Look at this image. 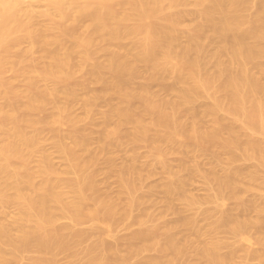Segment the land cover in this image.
I'll return each instance as SVG.
<instances>
[{"label": "bare ground", "instance_id": "1", "mask_svg": "<svg viewBox=\"0 0 264 264\" xmlns=\"http://www.w3.org/2000/svg\"><path fill=\"white\" fill-rule=\"evenodd\" d=\"M251 1H253V0H251ZM44 2H46L48 5V8H49L48 12L46 11L44 13H35L33 11L34 12L33 13V12H31V10H27V9H29V8H27L26 10L24 9L25 12L23 11L25 13V15H24V14H22L23 13L22 10L24 7L22 1H19V0H0V54L3 52L2 48L5 45H9L10 49L14 52V55L12 57H10L9 59L6 58L3 60L0 58V69L5 64L6 67H8V68L10 67L11 70L13 69V71H14L17 67H19L15 64L22 63V61H24L25 65H26L28 63V62L26 63V61L31 60V58H32L31 52L34 51L35 47H38V48H41L42 52L39 51L41 54L38 53L39 55L38 54L37 55L40 58V60H42V62L46 63V65L44 64L45 66H44L42 72H39L38 67H37L38 70H35L36 65L34 64L35 65L34 70H33V65H32V67H30V68L28 67L27 69H25V68L20 69L19 68L18 74L20 73L21 70H22L21 71L22 73L24 72L23 70H25V72L23 74L21 73L22 77L24 75L25 80L27 78V80L30 81L31 85H34L35 87H36L37 83L40 84V83L45 82V81L47 84H49V81L50 82L53 81L59 87L64 82L71 80L72 77H71L70 67L73 64L74 57H76V56L79 57V59H81L82 62L87 61L88 57H89V55H88L89 49L93 46H96L98 43H104V44L106 43V44L110 45V47L115 49V51H112V53H109L111 56H110V59L108 61L107 68H108V70H110L114 73H117V74H121V75H133L134 74L135 75V73H137V71L141 67L146 66L149 68V70L151 71V74L153 76L158 77V75L163 74V72H165L169 68H172V66L174 65V66H176L175 70H176L177 75H178L179 84L181 85V88H179V91H178L179 92L178 100L175 103H170V101L169 102H161L158 106H156V104L152 101V98H151V95L149 92V90H150L149 86H143L142 85V87L140 88V93L142 96L143 95L145 96V99L147 102L146 109L143 111V113L148 114L149 112H152L153 110L158 108L159 114H158L156 123L153 126L147 125L143 118L134 119L131 116L129 110L119 109L115 112V114L120 120V127H122L123 125H126V124H133L134 129H135V133L131 136H135V138H138L140 136L146 137L147 134L153 130V128L154 129L162 128V130L164 128L165 134L162 135L161 137L153 136L151 138L149 136L150 137L149 145H150L151 149L154 151V153L160 154L162 152V145L163 144L174 142L177 137H180L179 139H181L182 132H180L181 135H179L180 133L178 132V128L180 127L179 129H181L182 127H181L180 120L176 116L177 111L179 109H182V108L185 109V107H188L190 105L193 106V104L197 101V99H199V97L206 96L208 99H210L212 101V104L208 105L204 109L202 114L203 115H210V116L214 115V116H216V120H215L214 124L212 123L213 126L210 127V129H208L206 131H202L195 124H193V125L190 124L191 125L190 126L189 125L190 121H188L190 119L187 118L185 122L186 123L189 122V123H188V128H185L186 129L185 134L188 135L192 140H195L196 142L201 143L203 145L202 146L203 149H205L206 152L207 151L213 152L217 157H219L222 154L221 151H227L230 154L229 155L230 159L232 161H234L236 159V156H235L236 151L237 150L244 151L245 152L244 155L246 156V158L248 160H256L257 163H259V165H260V168H261L260 172H262V169L264 171V97H260L261 93L264 92V88H263L260 80L258 79V77L256 78L254 75H252L253 73L251 74L247 70V68H248L247 66L251 65V63H253L255 65L254 61L264 59V3H263L264 1L262 2L263 5L261 3V8H260L259 12L255 13L256 16L248 17L245 15V13H246L245 10L247 7H249L248 6V3H250L249 1L244 2L243 0H195V6L196 7L198 6L201 9V13L199 14L200 16L198 15V18L201 17V19L199 21L202 20V22L201 23L199 22L200 23L199 25L197 23V26L195 28L192 27V29L194 28L193 30L188 29L190 27H188L186 29L182 28V23H183L184 19L187 16H192L191 13L188 15H170V14H168V12L171 9H177L183 5L185 6L187 3V0H44ZM260 2H261V0H260ZM255 3H256V1H255ZM250 6H252V5H250ZM42 18H44L43 21L46 19L48 20V21H45L47 25H45V26L40 25L41 22L39 21V19H42ZM85 20L86 21L88 20V24L86 26L83 25L84 27L83 26L81 27L80 25L83 24ZM47 22H49V23H47ZM44 24L42 23V25H44ZM182 33H183V35L187 33L186 36L189 39V40H187V41H189V43H186L188 45L185 44V47H182L183 44H181V47L177 44L178 39H179L178 34L182 35ZM183 37L185 39V36H183ZM128 39L132 40L131 46L126 44V40H128ZM182 39H181V41L183 42ZM206 39H208V40L213 39V42L215 40H216L215 42H217V40H219V43H218L219 47H218V49H216L217 52L215 53L216 50H214V52H213L214 53L213 56L217 60L216 61L217 65H215V63H214V65L217 66L218 72L215 75L213 73L212 76L208 75L209 77L204 74V72H205L204 68L209 66L207 64L208 66L205 67V59H204V51H203V46H204L203 44L207 43L205 41ZM66 40H68V41L71 40V42H72V44H70L71 46H66V45H68V42L66 44ZM203 42H205V43H203ZM23 43H29L30 44V45H28L29 51L28 50H26V51H28L31 56H28L29 53H25L26 52L25 50H24V53L18 52L19 49H21L20 48L21 44H23ZM183 43H185V42H183ZM211 44H212V42H211ZM53 45H54V47L56 45H58L57 47H59V49L56 47V49H58V50L52 51ZM98 45L101 46V44H98ZM207 47H210L209 44L207 45ZM207 47H206V49H207ZM50 48H51V50H50ZM97 48L99 49L98 46H97ZM95 49H96V47H95ZM101 50H105V49H101ZM204 50H205V48H204ZM96 51H97V49H96ZM96 51H95V53L98 54V52H96ZM105 51L107 52V49ZM22 52H23V49H22ZM36 52H38V49L36 50ZM36 52L34 51L35 55H36ZM100 52L101 51H99V53ZM206 52H208V50H206ZM209 52H211V51H209ZM91 53H92V51H91ZM93 53H94V51H93ZM102 53H104V52H102ZM107 54H108V52H107ZM92 55H94V54H92ZM100 55H101V53H100ZM206 55H207V53H206ZM225 56H228L230 58V61H228V63L230 62L232 64V67L234 66L236 69V72H237L235 75H233V76L231 75L230 77H228V79L225 76H223L226 73V69H227L226 68L227 66L225 67L226 63L223 62V58ZM29 57H31V58L29 59ZM210 57H211V54H210ZM25 59H26V61H25ZM34 59H35V56H34ZM34 59L32 58V60H34ZM208 59H210V58H208ZM105 61H107V60H105ZM31 62L29 61V64ZM35 62H36V59H35ZM213 62H214V60H213ZM88 63H87V65H88ZM228 63H227V65H228ZM258 63L256 66V67H259V69H260V73H259V71H258V73H259V75L261 74L262 76H264V66L262 65L263 67H260V66H258ZM91 64H93V63L91 62ZM106 64H107V62H106ZM175 64H177V65H175ZM14 65L17 67L12 68V66H14ZM42 65H43V63H42ZM87 65H85V66H87ZM211 65H212V63H211ZM254 65H253V68H254ZM28 66H31V64ZM77 66H78V64H77ZM89 66H90V63H89ZM72 68H74V67H72ZM81 68H83V67H81ZM72 71H74V70H72ZM230 72H231V70H230ZM16 73L17 72H15V74ZM18 74H16V76ZM72 74H74V73H72ZM88 75L89 76H87V77H90L89 73H88ZM221 77H225L227 80L222 85H217L219 87L215 86L216 88L214 87L215 89L210 92V87H212V85L217 83V81ZM25 80H23V81H25ZM91 81H93V80H91ZM2 82L4 83V81H2ZM2 82L0 80V201L4 204L16 203L20 207V213L14 218V220H12L13 222L10 223L11 224L10 226L5 225L4 223L0 222V264H9V262L14 260V258L17 256L18 252H20L22 249H24L26 247L27 242L30 240L35 242L38 250L43 255L42 258L37 260L38 264H56V262L51 258V256L57 250L62 251V252H66V253L70 251L69 254L71 253V251L74 252L73 250H75L78 247V245L82 241V238L79 236L70 237V232H71L70 227H64V228L60 229L58 232L53 233V234L49 233L47 231V229L49 227L55 226V224L61 218V215L59 214V208L60 207H66L69 210L70 214L72 215L74 220L77 222L76 224H78L81 221L82 205H83V201L85 200V193H86L85 189L87 187L93 186L92 177L89 178V176H88V178H85V179L82 178L76 182L64 181L63 179H61L59 174L55 173L50 168L48 160H45V162H44L45 164L42 166L37 165L38 164L37 163L36 164L37 167L38 166H40V167H38L36 169H34V167H33V169L30 168L29 160L31 161V159H30L31 156H34L33 152H35L34 149L36 148L38 139L39 138L41 139V137H42L41 136L38 138V135L40 134L39 132L43 133V131L38 130V127L41 124L39 122L40 120L38 121L34 117V114L40 110H43L44 108H47L45 106H46V102L48 100H49V102L54 100V99L56 100L58 90L53 91L54 90V88H53L52 91L48 90L42 94L40 93L37 95H31L29 93L25 94L28 91H26V92L24 91L25 93L24 92L23 93L26 95L25 99H27V102L25 104H23V102H21L23 104L22 105L21 103H18L17 101L16 102L18 104L16 102H14L15 97H13L14 95L12 96L11 93L9 92L11 90L8 91L6 89L5 92L2 91L1 86H2V88L5 86H7V88H8L9 85L11 86V84L7 85V83L5 86H3L4 84ZM27 82L25 81L24 83H27ZM112 82H113V80H112ZM189 82L192 83L190 86H188ZM10 83H12V82H10ZM14 84L16 85V83H14ZM31 85H29V86L31 87ZM50 85L52 86L51 83H50ZM24 87H25V85H24ZM30 87H29V89H31ZM48 87H49V85H48ZM76 87H75V89H76ZM79 87H81V86H79ZM79 87H77V88H79ZM72 88H74V87H72ZM81 89H82V87H81ZM107 89L109 91H111V90H113L114 92L116 91L119 95L122 96V98L124 99L125 102L134 101L132 99L135 98L136 94H137L136 92L131 91L128 88H126V86L121 81H116V82L112 83L111 85L108 86ZM14 90H16L15 91V93H16L17 92L16 87L14 88ZM35 92L36 91H34L33 93L35 94ZM38 92H40V91H38ZM62 93H64L69 99L71 98V99L75 100V99L82 98L81 94L78 93L74 89H65L62 91ZM222 93L223 94L226 93V95H227L226 96L227 97L226 103L222 101L223 99L221 100L219 98V95ZM83 94H85V93H83ZM108 94H110V93H108ZM118 94H115V95H118ZM16 95H17V93H16ZM92 95H93V93H92ZM9 96L10 97L12 96V98L14 100L12 98H9ZM66 96H64V97H66ZM94 96H92L90 98H87V97L84 98L83 97L85 108L87 109V110H85V108H84L85 111H88L92 108V106L96 100V98H95L96 96L95 97ZM8 98L11 100H9ZM4 99H6L7 101ZM16 99L18 100V98H16ZM20 99H19V101H21ZM22 99L24 100V98H22ZM2 100L4 101V103H2ZM174 100H176V99H174ZM52 102H54V101H52ZM57 103H58V101H57ZM59 103H58V106H59ZM70 103L72 104V102H70ZM52 104H54V103H52ZM63 104H64V102H63ZM121 104H123V103H121ZM120 106H122V105H120ZM64 108H65V106H64ZM64 108L58 107L56 112L54 109L55 113L54 114L52 113V115L48 119H46L47 122L50 124V126L54 125V127H55V125L56 126L60 125L59 123L62 122V118H63L64 114H66V112H67L66 108L65 109ZM107 108H108V106H107ZM51 110H52V107H51ZM70 110L74 111V109H70ZM90 112H87V113H90ZM221 112H223L227 116L233 117L234 121H236L238 124L239 123L241 124V128L238 129L235 127L236 125L234 126V125L228 124L226 121V118L219 115V113H221ZM99 114H100V112H99ZM202 114L201 113H194L193 117L196 120H199V118L202 117L201 116ZM40 116H38L37 118H40ZM89 116H91V114H89ZM42 117H44V116H42ZM101 117L103 118V114ZM86 118H88V117H86ZM68 119H69V117H68ZM57 124H59V125H57ZM183 124H182V126L184 127ZM42 128H44V127H42ZM29 130L35 131V134L31 135L29 133ZM180 131H182V130H180ZM183 131H184V129H183ZM74 133H72L70 139H73L72 141H75L74 143L77 147H80L84 151H87V149H89L88 148V145H89L88 140L78 139L76 137V135H74ZM177 134H178V136H177ZM256 135H258L259 137H257ZM112 136H113L112 132L106 131V132H104L102 139H103V141H105L107 139L112 138ZM67 138L65 137V139H67ZM61 139L63 140V138H61ZM179 139L177 138V141H179ZM70 141L71 140H67V142H70ZM183 142H184V140H183ZM180 144L181 143H179V145ZM193 144L196 145V143H193ZM74 146H72V147H74ZM200 146L201 145H199L198 149L200 148ZM105 147L106 146L104 144V148ZM180 147H181V145H180ZM185 147L187 149L186 144H185ZM61 148H62V150H66L67 153L69 152L73 157L75 156L74 150H72L70 148L65 149V147H63V146ZM100 148H101V146H100ZM164 149H165V147L163 148V150ZM41 152H42V150H41ZM104 152H105V149H104ZM184 152H185V150H184ZM153 155H155V154H153ZM221 156H223V155H221ZM83 157H86V156L84 155ZM88 158L89 157H87V159ZM116 158H118V157H116ZM76 159L78 160V158H76ZM91 160H93V159H91ZM38 162H39V160H38ZM70 162H71V160H70ZM28 163H29V165H28ZM77 164L78 165H76V167L72 169V172L77 171L79 169H81V170L86 169L89 162H86V163L79 162ZM96 164H97V162H96ZM182 164H184V163L182 162L181 166H182ZM231 164H233V163L231 162ZM190 166H192V165L190 164ZM190 166H188L187 164L184 165L186 172L187 171L189 172L187 174H194L195 175L197 173V169L192 168ZM182 168H183V166H182ZM257 169H258V167H257ZM212 173L213 174L211 176H207V178H208L207 181H209L211 184L216 185L220 194L223 195L224 193L225 194L227 193L229 195V197L234 201L236 208L235 207H234L235 209L232 208L233 210H232V212L230 211L231 213H226L223 220H220V221L213 223L210 226V228L208 226L209 224L207 223L206 228L207 229L209 228L210 232L214 233V232H217L219 230V228L225 227L226 229L229 230V232L231 234L235 235L236 237H243L249 229H250L249 231H252V230H254L253 227L257 228V226H259L262 222H264V217L262 216L264 214V205H262L261 202H260L261 204H258L259 201H258V203H256V201L254 202L251 200H249V202H247L248 199L244 201L243 198H245L246 196H244L243 198L241 197L242 194H244V192L247 191L246 190L247 188L245 187L244 183L240 179V177L245 172L242 173V171L241 172L240 171H232V172L230 171L224 177L218 176L217 173L216 174L214 172H212ZM252 173L250 172L251 175H253ZM179 174H180V171H179ZM179 174H176V175L179 176ZM187 174H183V175L186 176ZM132 175L133 174H131V176ZM183 175H180V176L183 177ZM251 175H249V177ZM90 176H93V175H90ZM175 176H173V177H175ZM192 177H194V176L192 175L191 179H192ZM188 178H190V176ZM257 178L253 176L252 182L256 183V181L259 180V178L258 179ZM37 179H41V183L38 182L40 184L36 183ZM177 180H179V178ZM37 181H39V180H37ZM130 181H131V179H130ZM134 183H132L130 185H126L123 188V191L125 192V194H128L131 196L133 194V192H135L134 190H135L137 184L135 185ZM182 186H179V187L182 189L181 194H182V198L184 199L183 201L184 202L187 201L189 204V205L187 204V207H189V206L191 207V205H194L196 203V200L191 198L190 196H188L186 192H183V191H185L184 190L185 186H183V187ZM69 188L71 189V191L74 190L78 194L77 200L73 203H68L66 201L67 200L66 196L68 195L67 189H69ZM186 188H189V187H186ZM70 189L68 191H70ZM74 191H72V192H74ZM172 192H173V189L170 186L168 188V193H172ZM217 194L218 193H216V195ZM86 196H88V194ZM140 196H142V194ZM105 197H108V196H105ZM111 197L113 198V196H111ZM145 198H146V196H145ZM173 198H175V196ZM177 198H178V196H177ZM179 198H181V197H179ZM256 199H258V198H256ZM97 200H98V198H97ZM120 200H121V198H120ZM262 200H263V198H262ZM129 201H131V200H129ZM146 201H149V200H146ZM172 201H174V200H172ZM94 202H96V201H94ZM112 203H113V199H112ZM170 203L168 202L169 205H171ZM106 204H108V205H105V206L100 205V206L105 207L104 209L109 210L110 212L112 211L111 213L117 211V208L112 206L113 204L109 205L108 202ZM171 206H173V205H171ZM96 207H98V206H96ZM101 207H98V209L91 211L89 213V217L94 219V220H98L100 218L99 210ZM126 210H127V208H126ZM84 211L87 212L88 210H84ZM253 211L254 212L256 211L260 215V216L258 215V217H259L258 219L255 216L256 220L249 218V215H250L249 213H251V212L253 213ZM134 212H136V211H134ZM68 217L71 218L69 215H68ZM2 221H4V220H2ZM174 221H175V219H174ZM177 221L175 223L176 225H177ZM72 222H74V221H72ZM170 222H169V224H170ZM31 223L34 224V227H30ZM128 224H129V222H128ZM194 225H195V222L193 220H190L187 223H184L183 226H184V228H186V227L189 228L190 231L193 230L194 231L193 233H195L198 237H200L202 235V233H201L202 230L198 231L197 228L199 229V226H202V225H201V223H200V225L196 224L197 227H196V225L195 226ZM171 227L172 226H170V229H171ZM192 227H194L195 230L192 229ZM166 228H168V227H165V229ZM172 228H173L172 230L174 232L175 229L177 228V226H175V228L173 226ZM179 228H180V226H179ZM179 228H178V231H180ZM251 228H252V230H251ZM206 231H208V230H206ZM255 231H256V229H255ZM173 232L172 233L168 232L169 234L167 235V242H165L166 244L164 246H162V245L160 246L159 242H157L155 240V237H151L150 235H144V234L139 235L138 239L143 244L141 247V250L147 251V250L152 249V248H156V249L158 248V249H160L162 254L173 253L176 256L186 253V251L188 250L187 246H186L188 244L186 241V236L179 237L178 234L173 233ZM177 233H179V232H177ZM193 233H191V234H193ZM259 233H264V232L259 231ZM256 234L259 235L258 233H256ZM15 236L19 237V240L17 242L15 241V238H16ZM76 237H78V238L76 239ZM193 237H194V235H193ZM84 238L86 239V237H84ZM243 238L245 239V237H243ZM250 240H252V239H249V242L251 243ZM260 240H261V242H259V241L258 242L262 243L264 245V234L261 236ZM185 241H186V243H185ZM190 241H191V239H190ZM243 243H244V241H243ZM201 244H202V242H201ZM239 244L240 243L235 244V245H227L225 243H221L220 241H213L210 243L202 244V246L199 249V252L196 249L198 247L194 248V246H193L194 244L193 245L189 244V245L192 246L191 249L193 248V252H195V253L198 252L200 254L199 259L200 258H203L202 260L205 259L207 264H227L229 262L232 263V261H234L236 259V257H238L237 254L238 255L240 254L239 252H243L241 244L240 245ZM104 245H106V244H104ZM91 246H93V245H91ZM249 246H251V245H249ZM188 247H190V246H188ZM224 248H228L229 253H226V254L222 253L223 252L222 250ZM194 249H195V251H194ZM141 250H140V252H141ZM79 251H80V249H79ZM114 251H115V249H114ZM137 251H139V249H137ZM111 252H113V251L110 250L108 253H111ZM256 253H254V254L256 256H258L259 258H264V254L259 256V254L257 255ZM261 253L262 252H260V254ZM113 254H115V253L113 252ZM78 256H80V255H78ZM78 256H76V257H78ZM159 262H158V264L161 263V262L160 263ZM168 262H170V261H168ZM261 262L262 261H260V263ZM156 263L150 262L149 264H156ZM86 264H114V261L111 259H108L106 257V254L105 255L100 254V255H97L95 257H92L90 260H88V262ZM169 264H171V263H169ZM263 264H264V262H263Z\"/></svg>", "mask_w": 264, "mask_h": 264}, {"label": "rangeland", "instance_id": "2", "mask_svg": "<svg viewBox=\"0 0 264 264\" xmlns=\"http://www.w3.org/2000/svg\"><path fill=\"white\" fill-rule=\"evenodd\" d=\"M19 1H22L23 5H24L22 12L23 11L25 12V10L27 8H29L27 10H31V12L34 11L35 13H44L46 11L47 12L49 11L48 5L46 2H44V0H19ZM243 1L244 2H248V1L250 2L251 0H243ZM255 1H256V3H255ZM263 1L264 0H261V2H260V0H258V1L253 0L250 3H248L249 7L246 8L245 12L247 14L245 13V15L248 17L256 16L255 13L259 12V10L261 8V3ZM263 3H262V5H263ZM250 5H252V6H250ZM24 12L22 14L25 15ZM190 13L192 16H187L182 23V28H184V29H186L188 27H190L188 29H192V27L195 28L197 26V23L199 25L202 22V20L199 21L201 19V17L198 18V15L201 13V9L198 6L197 7L195 6V0H187V3L185 6L183 5L177 9H171L168 12V14H170V15H188ZM43 19L44 18L39 19V21L41 22V24H40L41 26L47 25L45 21H48V20L46 19L43 21ZM42 23L43 24L45 23V24L42 25ZM47 23H49V22H47ZM84 23L81 24L80 26L81 27L83 25L86 26L88 24V20L87 21L85 20ZM180 34H178L179 39H178L177 44L180 47H181V44H183L182 47H185V44L189 43V41H187V40H189L186 36L187 33L184 35L182 33V35L185 36L186 40ZM181 39L185 43H183L181 41ZM208 39L205 40L207 43L203 44L204 46L206 45L205 47L203 46V51H204L205 67L208 65L209 66L204 68L205 72L204 71L203 72L206 76H208V75L212 76L213 73L215 75L218 72V68H217V66H215V65H217V63H216L217 60L213 56L214 55L213 52H214V50L218 49L219 40H217V42H215L216 40L213 42V39L212 40L211 39L208 40ZM129 40L130 39L126 40V44L131 46L132 40H130V41ZM67 42H68V45H66V46H71L70 45V44H72L71 40L70 41L66 40V44H67ZM211 42H212V44H211ZM203 43H205V42H203ZM23 44H21V46H20L21 49H19V51H18L19 53H24V50L29 51L28 45H30V44L29 43H23ZM98 44H101L102 47L99 46ZM98 44L89 49V51H88L89 57H88V60L85 61L86 63L82 62L81 59H79V57H77V56L74 57L73 64L70 67V72H71L72 78H71V80L61 84L59 87L53 81L52 82L49 81V84H47L45 81V82H42L43 84L37 83V85H36L37 88H36L34 85H31L30 81L27 80V78L25 80L24 75L22 77V75H21L22 70L19 73L21 76L18 74L19 68L20 69H23V68L27 69L28 67L29 68L32 67V65H33V70L35 68H36L35 70H38V68H39V72H42L46 63L42 62V60H40V58L38 57V55L41 54L39 52V51H41V48H38V47L34 48L35 52L38 49V52H36V55L34 54V51H32V50H31L33 52V53L31 52L32 56L30 55V53L28 51L25 52V53H29L28 56H31L33 59L35 56L36 62H35V59L32 60V58L29 57V59L31 58V60L26 61V59H25L26 63L28 62L26 65H25L24 61H22V63L15 64L19 67L15 66V65L12 66V68L17 67L15 69L16 71L15 70L13 71V69L11 70L10 67H9L10 68L9 69L8 67L5 66V64L0 69V80H1V82L4 81V83L2 82L4 84L3 86H5L6 83H7V85L11 84V86L10 85L8 86L9 89L7 88V86L3 87L4 89L1 86V89L3 92H5L6 89L8 91L11 90L12 92L11 91H9V92L11 93L12 96L14 95L13 97H15V100L12 98V96L11 97L9 96V98H12L14 100V102H16V101L18 103L23 102V104H25L27 102V99H25L26 98L25 94H28V93L31 95H37L40 93L42 94L48 90L52 91L53 88H54L53 91L58 90L56 100L55 99L52 100L54 102H52V101L49 102V100H48L46 102V106H45L47 108H44L43 110H40L34 114V117L38 121L40 120L39 122L41 125H39L38 130L43 131V133L39 132L40 134L38 135V138L41 136L42 137H41V139L40 138L38 139V142H37V145L35 148L36 150L34 149L35 152H33L34 156H31V158H30L31 161L29 160L30 168L33 169V167H34V169H36V168L44 165L45 160H48L50 168L55 173L59 174L61 179H63L64 181L76 182L79 179L88 178V176H89V178L92 177L93 186L87 187L85 189L86 190L85 192L88 194V196H86L87 194L85 193V200L83 201L82 211H81V221L78 224H76L77 222L74 220V218L70 214L69 210L66 207H60L59 208V214L61 215V218L58 220V222H57L58 224L56 223L55 226L49 227L47 229V231L49 233L53 234V233L58 232L60 229H62L64 227H70L71 228L70 237H73V236L81 237L82 238L81 243L76 248L77 250L76 249L73 250L75 253L71 251V253L69 254L70 251L66 253V252H62V251L57 250L51 256V258L56 262V264H68V263L69 264H86L88 262V260H90L92 257H95V256L100 255V254H104V255L106 254V257L108 259H111L114 261V264H136V263L137 264H149L150 262L156 263L157 261L158 262L160 261L161 262V263L159 262L160 264H169V263H171V264H175V263L176 264H205L206 263L207 264L205 259L204 260H202L203 258L199 259L200 254L198 252H199L200 247L204 243L206 244V243H210L213 241H220L221 243H225L227 245H235V244L240 243L241 247L243 249L242 250L243 252H239L240 254L239 255L237 254L238 257H236V259L234 261H232V263L229 262L227 264H263L264 258H259L254 253L257 252L256 254L257 255L259 254V256L264 254V245L262 243H259V242H261V240H260L261 236L264 234V233H259V231L264 232V222H262L259 226H257V228L253 227L254 230H252V228H251L252 231H249L250 230L249 229L246 232V234L243 236V237H245L246 240L243 237H236L235 235L231 234L229 232V230L226 229L225 227L219 228V230L217 232H214V233L209 231V228L213 223L220 221V220H223L225 214L231 213L232 210L236 208V205L227 193L226 194L224 193L223 195L220 194L217 186L214 184H211L209 181H207L208 180L207 176H211L213 174L212 172H214L215 174L217 173V175L220 177L226 176L230 171L231 172L232 171H240V172L242 171V173L245 172L240 177V179L242 180L245 187L247 188L246 189L247 191H245L241 197L243 198L244 196H246L245 198H243L244 201L247 199H248L247 202H249V200H251L254 202L256 201V203H258V201H259L258 204L262 203V205H264V202H263L264 201V171L262 169L263 173L260 172L261 168H260L259 163H257L256 160H248L246 158V156L244 155L245 152L241 151V150L236 151V153H235L236 159L234 161H232L230 159V156H229L230 154L227 151H221L222 152L221 155H223V156L220 155L219 157H217L213 152H209V151L206 152V150L203 149V147H202L203 145L201 143L196 142L195 140H192L188 135L185 134V130H186L185 128H188V123H189V122H187V123L185 122L187 118L190 119V120H188V121H190L189 125L195 124L202 131H206V130L210 129V127L213 126V124L216 120V116H214V115L210 116V115H203L202 114L204 109L208 105L212 104V101L210 99H208L206 96L199 97L200 100L197 99V101L193 104L194 107L190 105L188 107H185V109L182 108V109H179L177 111L176 116L180 120L181 127H182L181 129H179L180 127L178 128V132L179 133L182 132L183 136L181 135V133L180 134L178 133L179 135H181V139H179L180 137H177L178 134L176 136L179 139V141H177V138H176V140L174 142L163 144L162 145V152L160 154L154 153V151L151 149V147L149 145L150 137L151 138L153 136L161 137L162 135L165 134V129L163 128V130H162V128H156V129L153 128V130L150 131L146 137L140 136L138 138H135V136H131L135 133L134 125L133 124H126V125H123L122 127H120V120L116 116L115 112L119 109L129 110L131 116L134 119L143 118L147 125L153 126L156 123V120H157V117L159 114V110H158V108H156L155 110H153L152 112H149L148 114L143 113V111L146 109L147 102H146L145 96L141 95L140 88L142 87V85L143 86H149V89H150L149 92H150L152 101L156 104V106H158L161 102H169L170 101V103H175L179 98V92L178 91H179V88H181V85L179 84V81H178V75H177V72L175 70L176 66L173 65L172 68H169L168 70L163 72V74L158 75V77L153 76L151 74V71L149 70V68L146 66L141 67L137 71V73H135V75L134 74L133 75L117 74V73H114V72L108 70V68H107L108 61H109L110 56H111L109 53H112V51H115V49L110 47V45H108L106 43L105 44L104 43H98ZM208 44L210 47H207ZM186 45H188V44H186ZM214 45L215 46L217 45V46L215 47ZM57 46L58 45H56L54 47V45H53L52 51L58 50L59 47H57ZM97 46L99 47V49L97 48ZM56 47L58 49H56ZM95 47H96L97 51H96ZM206 47H207V49H206ZM51 48H50V50H51ZM204 48H205V50H204ZM22 49H23V52H22ZM101 49H105V50L107 49L108 54L105 50H101ZM206 50H208V52L211 51L212 53L211 52L208 53V52H206ZM2 51L3 52L0 54V58L3 60L6 58L9 59L10 57H12L14 55V52L10 49L9 45H5L2 48ZM91 51H92V53H91ZM93 51H94V53H93ZM95 51L98 52V54H96ZM99 51H101L100 52L101 55H100ZM102 52H104V53H102ZM216 52H217V50L215 51V53ZM206 53H207V55H206ZM92 54H94V55H92ZM210 54H211V57H210ZM208 58H210V59H208ZM105 60H107V61H105ZM213 60H214V62H213ZM29 61L30 62L32 61L30 63L31 66H28V65H30ZM228 61H230V58L228 56H225L223 58V62L226 63L225 67L227 66L226 67L227 69L225 68L226 69V73H225L226 75L224 74L223 76H225L227 79L231 75L233 76L237 73L235 67L234 66L232 67V64L230 62L228 63ZM256 61H254L255 65L253 63H251V65H248L247 70L251 74L253 73L252 75H254L256 78L258 77V79L260 80V82L264 88V76H262L261 74L259 75L260 69H259V67H256L258 62H259L258 66L263 67L264 66V59L256 60ZM88 62L90 63V66H89ZM91 62L94 65L91 64ZM106 62H107V64H106ZM42 63H43V65H42ZM87 63H88V65H87ZM211 63H212V65H211ZM214 63H215V65H214ZM227 63H228V65H227ZM34 64L36 65L35 68H34V66H35ZM77 64H78V66H77ZM177 64H175V65H177ZM85 65H87V66H85ZM253 65H254V68H253ZM72 67H74V68H72ZM81 67H83V68H81ZM72 70H74L75 72ZM230 70H231V72H230ZM23 71L25 72V70H23ZM258 71H259V73H258ZM15 72H17L16 74H18L19 76L18 75L16 76ZM72 73H74V74H72ZM88 73L90 74V77H87V76H89ZM225 77H221L217 81V83L212 85V87H210V92L213 91L216 87H219L217 85H222L227 80ZM23 80H25L26 82L28 81V82L24 83L25 81H23ZM91 80H93V81H91ZM112 80H113V82H112ZM116 81H121L126 86V88L137 93L136 97L132 99L134 101L125 102L124 99L122 98V96L119 95L116 91L115 92L113 90L109 91L107 89L109 85H111L112 83H114ZM10 82H12V83H10ZM14 83H16V85ZM50 83L52 84V86L50 85ZM191 84L192 83L189 82L188 86H190ZM24 85H25V87H24ZM29 85H31V87ZM48 85H49V87H48ZM28 86L31 89H29ZM76 86L77 87L81 86L82 89H81V87L77 88ZM15 87L17 89V92H16L17 95L19 94L18 96L15 93V91H16V90H14ZM72 87H74V88H72ZM75 87H76V89H75ZM83 87L84 88L86 87V88L84 89ZM65 89L76 90L78 93L81 94L82 98L75 99V100L71 99V98L69 99L64 93H62V91ZM24 91L25 92L28 91V92L25 93ZM34 91H36L35 94L33 93ZM38 91H40V92H38ZM59 91L66 97H64ZM83 93H85V94H83ZM92 93H93V95H92ZM108 93H110V94H108ZM114 93L118 94V95H115ZM91 95L92 96L95 95L96 97L95 96L94 97L96 98V100H95L92 108L88 111H85L87 109L85 108L83 97L84 98H86V97L90 98V97H92ZM226 96H227L226 93L225 94L222 93L219 95V98L221 100L223 99L222 101L226 103V101H227ZM21 97L24 98V100ZM260 97H264V92L261 93ZM16 98H18V100ZM19 99L21 101H19ZM174 99H176V100H174ZM4 100H6V99H4ZM9 100H11V99H9ZM57 101H58V103L60 102L59 106H58ZM62 101L64 102V104ZM70 102H72V104ZM2 103H4L3 100H2ZM52 103H54V104H52ZM121 103H123V104H121ZM49 104L50 105L52 104L54 107L52 105L50 106ZM120 105H122V106H120ZM64 106H65L67 112H66V114H64V116L62 118V122L59 123L60 125L57 124L59 126L55 125V127H54V125L53 126L51 125L52 126L51 127L46 119H48L52 115V113L54 114L58 107L64 108ZM107 106H108V108H107ZM51 107H52V110H51ZM84 108H85V110H84ZM54 109H55V112H54ZM70 109H74V111H72ZM87 112H90V113H87ZM99 112H100V114H99ZM194 113H201L202 117L199 118V120H196L193 117ZM89 114H91V116H89ZM102 114H103L104 119L101 117ZM219 115L225 117L228 124L234 125V126L236 125L235 127L238 129L241 128V124L240 123L238 124L236 121H234L233 117L227 116L223 112L219 113ZM38 116H40L41 119L37 118ZM42 116H44V117H42ZM67 116L69 117L70 120L68 119ZM86 117H88V118H86ZM182 124L184 125V127L182 126ZM42 127H44V128H42ZM183 129H184V131H183ZM180 130H182V131H180ZM106 131L112 132L113 136H112V138L103 141L102 137H103L104 132H106ZM29 133L31 135H33V134H35V131L29 130ZM72 133H74V135H76V137L78 139L88 140V144H89L88 148L89 149H87V151H84L82 148L77 147L75 145V143H74L75 141H72L73 139H70ZM256 136L259 137L258 135H256ZM65 137L66 138L68 137V138L65 139ZM61 138H63V140ZM67 140H71V141L67 142ZM183 140H184V142H183ZM178 142L181 143L180 144L181 147H180ZM193 143H196V145ZM104 144L106 146L105 148H104ZM185 144L187 146V149L185 147ZM199 145H201L200 148L202 150L200 148L199 149L202 152L198 149ZM62 146L65 147V149L70 148V149L74 150L75 156L73 157L69 152H68L69 153L68 154L66 150H62V148H61ZM72 146H74V147H72ZM100 146L102 149L100 148ZM164 147H165V149L163 150ZM104 149H105V152H104ZM41 150L43 153L41 152ZM184 150H185V152H184ZM153 154H155V155H153ZM84 155L86 157H83ZM75 157L78 158V160ZM87 157H89V158L87 159ZM116 157H118V158H116ZM91 159H93V160H91ZM38 160H39V162H38ZM70 160H71V162H70ZM79 162H84V163L89 162V164H88L86 169H82V170L79 169L77 171L72 172V169L75 168L76 165H78L77 163H79ZM96 162H97V164H96ZM182 162L184 163V164H182L183 168L181 166ZM231 162L233 164H231ZM29 163H28V165H29ZM36 164L40 165V166L37 167ZM186 164L188 166H190V164H191L192 166H190V167L196 168L198 174L197 173L195 175L194 174H187L189 172L188 171L186 172L185 167H184V165H186ZM257 167H258V169L259 168L260 169L258 170ZM179 171H180V174H179ZM250 172L251 173L253 172L252 173L253 175H251ZM173 173L179 174V176H177L176 174H175L176 175L175 176ZM131 174H133L134 176L133 175L131 176ZM183 174H187V175L185 176ZM90 175H93V176H90ZM180 175H183V177ZM188 175L190 176V178H188L189 177ZM192 175L194 177H192V179H191ZM249 175H251V176L249 177ZM173 176H175V177H173ZM253 176L256 178L257 177L259 178V180H257L256 183L252 182ZM178 178H179V180H177ZM130 179H131V181H130ZM37 180H39V181H37ZM37 180H36V183H38V182L41 183V179H37ZM40 183H38V184H40ZM132 183H134L135 185L137 184V185H136V188L134 190L135 192H133V194L130 196L128 194H125V192L123 191V188L126 185H130ZM182 185L185 186L184 187L185 191H183V192H186L188 196H190L191 198L196 200V203L194 205H191V207L190 206L187 207L188 202L183 201L184 199L182 198V194H181L182 189L179 187ZM170 186L173 189L172 193H168V188ZM186 187H189V188H186ZM69 189H67L68 195L66 196V198H67L66 201L68 203H73L77 200L78 194L74 190H72V191H74L75 193L72 192L71 189H70V191H68ZM214 191L215 192L217 191L216 193H218V194L216 195V193ZM141 194H142V196H140ZM105 196H108V197H105ZM111 196H113V198ZM145 196H146V198H145ZM172 196L173 197L175 196V198H173ZM177 196H178V198H177ZM179 197H181V198H179ZM261 197L263 198V200ZM97 198H98V200H97ZM120 198H121V200H120ZM256 198H258L259 200ZM112 199H113V203H112ZM145 199L149 200V201H146ZM93 200L96 201L97 203L94 202ZM129 200H131V201H129ZM172 200H174V201L176 200V201L174 202ZM167 201L169 203L172 201L170 204L173 206L169 205ZM107 202L109 203V205L113 204L112 206L116 207L117 211L111 213L112 211L110 212L109 210L104 209L105 207H101V206L108 205V204H106ZM127 202L128 203L130 202V203L128 204ZM116 205L117 206L119 205V206L117 207ZM94 206L95 207L96 206L101 207L99 210L100 218L98 220H94V219L89 217V213L91 211L98 209V207L95 208ZM126 208L128 211L126 210ZM84 210H88V211L86 212ZM134 211H136V212H134ZM19 213H20V207L16 203L4 204L0 201V222L1 223H4L5 225L10 226L11 225L10 223L13 222L12 220H14V218ZM67 214L71 218H69ZM249 214H250L249 215L250 219L252 218L253 220H256V218L257 219L259 218L258 217L259 214L256 211L255 212L253 211V213L251 212ZM255 216H256V218H255ZM262 216L264 217V214ZM174 219H175V221H174ZM2 220H4V221H2ZM190 220H193L195 222V225L196 224L200 225V223H201L202 226L198 225L199 229L197 228L198 231L202 230L201 231L202 235L200 237H198L195 233H193L194 232L193 230L190 231L189 228H187V227H186L187 229L184 228V226H183L184 223H187ZM72 221H74V222H72ZM176 221H177V225L175 224ZM128 222H129V224H128ZM169 222L171 225L169 224ZM207 223L209 224L208 229L206 228ZM170 226H172V227L174 226V228H175V226H177V228L173 232V230H172L173 228L171 227V229H170ZM179 226H180V228H179ZM30 227H34V224L31 223ZM165 227H168V228L165 229ZM196 227H197V225H196ZM178 228L180 231H178ZM192 229L195 230L194 227H192ZM255 229H256V231H255ZM206 230H208V231H206ZM168 232L169 233L170 232L176 233L179 235V237L186 236V241L188 243L186 245L187 249H188L186 251V253L176 256L173 253L162 254L160 249H158V248L157 249L152 248V249H149L147 251L141 250V247L143 244L138 239L139 235L144 234V235H150L151 237H155V240L157 242H159V245L164 246L166 244L165 242H167V235L169 234ZM177 232H179V233H177ZM191 233H193V234H191ZM256 233H258L259 235H257ZM193 235H194V237H193ZM84 237H86V239ZM77 238L78 237H76V239ZM190 239H191V241H190ZM249 239H252V240H250L251 243L249 242ZM18 240H19V237L17 236L15 238V241L17 242ZM186 241H185V243H186ZM243 241H244V243H243ZM201 242H202V244H201ZM104 244H106V245H104ZM189 244H191V245L194 244L193 245L194 248L198 247V248H196L198 250V252L197 251L196 252L199 255L197 253L193 252V248L191 249L192 246ZM91 245H93V246H91ZM249 245H251V246H249ZM188 246H190V247H188ZM79 249H80V251H79ZM114 249H115V251H114ZM137 249H139V251H137ZM110 250H112L115 254H113V252L108 253ZM140 250H141V252H140ZM194 251H195V249H194ZM222 251H223L222 253H224V254L229 253L228 248H224ZM260 252H262V253L260 254ZM77 254L80 255L81 257L78 256ZM76 256H78V257H76ZM42 257H43V255L38 250L35 242L30 240L27 242L26 247L24 249H22L20 252H18L17 256L14 258V260L10 261L9 264H38L37 260H39ZM168 261H170V262H168ZM260 261H262V262L260 263ZM158 262L156 264H158Z\"/></svg>", "mask_w": 264, "mask_h": 264}]
</instances>
